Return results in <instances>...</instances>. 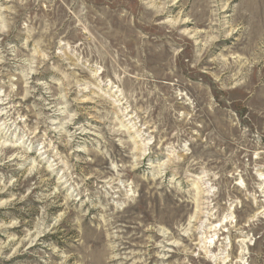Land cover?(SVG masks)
<instances>
[{
  "label": "rangeland",
  "instance_id": "rangeland-1",
  "mask_svg": "<svg viewBox=\"0 0 264 264\" xmlns=\"http://www.w3.org/2000/svg\"><path fill=\"white\" fill-rule=\"evenodd\" d=\"M0 264H264V0H0Z\"/></svg>",
  "mask_w": 264,
  "mask_h": 264
}]
</instances>
